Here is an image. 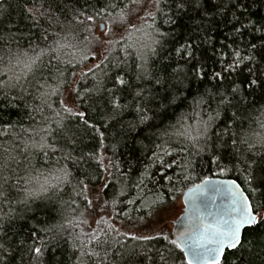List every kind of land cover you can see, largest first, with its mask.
Here are the masks:
<instances>
[{
    "label": "snow or ice",
    "instance_id": "1",
    "mask_svg": "<svg viewBox=\"0 0 264 264\" xmlns=\"http://www.w3.org/2000/svg\"><path fill=\"white\" fill-rule=\"evenodd\" d=\"M80 2L81 0H74V4ZM208 2L209 0H127V4H124L123 0H83V7H68L71 18L65 16L63 20L56 15L55 0H44L39 6L35 2L31 7L27 2L23 4L24 11L29 14L34 25H39L43 18L49 25L55 22L61 31L69 26L93 35L95 30L98 34L93 35V39L98 51L92 52L91 58L100 59L98 63L80 70L79 79L83 80L89 75L93 77L95 82L91 88L67 89L66 100L69 102L60 101L65 115L56 113L59 119L55 121V127L48 123L49 118L43 116V108L39 106L26 113L25 118L32 121V125L27 128L22 121L13 124L3 120L0 115V125L3 128L0 135H8L9 130L15 132L17 128L21 133H31L26 139H21L16 147L22 145L25 151L35 149L42 152L45 164L48 163V150L53 154L61 152L60 158L56 160L59 167L42 184L22 189L24 196L16 201H9L8 196L11 188L19 189V184L8 185L9 177L2 175L7 164L0 165V204L16 203L20 206L18 210L10 209L0 215V264H65L63 254L53 244L57 239L56 225H33L28 228L27 236L21 239H13L9 235L15 227V221L19 219L25 221V224L13 235L23 236L27 223L35 219V216L29 214L38 210V205H33L37 201L52 200L62 184L71 182L72 170L67 163L61 161L70 162L76 168L82 177L76 178V187L80 189L77 195L82 196L95 210L101 204L106 208L109 203L103 197L109 187V177L113 175L112 169L120 171V164L113 157L121 147L132 157L126 161L128 172H120L125 181L136 164L143 165L137 182L132 185L136 188L144 185L145 180L158 182L150 171L153 167H157L160 173L159 182L182 184L191 179L192 160L189 157L192 152H188V156L181 155L188 151L183 141H177V148H170L168 145L174 137L190 141L197 155L205 151L211 152L210 162L217 166L216 174L220 176L231 171L228 164L232 163L235 156L234 152L226 151L229 141L224 136L229 137L233 148L242 144L247 145L249 152L252 151L254 145L246 138L237 140L236 134L230 132V127L235 122L242 124L244 120L250 119L251 111L257 104L260 105L261 115H264V20H252L250 13L245 17L251 4L260 3L261 0H230L232 11L225 21L229 31L224 34V40L220 41H216L212 35L215 28L210 30L207 25L216 23L214 17L221 11L223 0L218 3L213 0L216 12L211 14L205 7ZM2 7L0 4V9ZM117 9L118 17L113 16ZM189 13H196V16ZM185 17L190 24L183 22ZM145 26L147 42L135 52L131 63L129 58L132 54L115 63L104 54L111 51L110 45L116 32L120 35L115 42L122 44L125 36L130 35V30L140 32ZM182 29L187 31L182 32ZM30 35L35 38L28 40L26 49L20 48L19 39L12 36L9 44L14 40L18 49L13 52L11 47L8 48L6 70L0 71V95L12 107L18 106L15 101L23 99L28 93L27 85H31L32 80L26 77L31 75L36 79V74L46 67L43 62L45 53L55 54L58 47L54 45L63 46L58 40L48 43L50 35L56 37L59 33H49L47 28H42L38 36L33 33ZM2 40L4 36L0 35V41ZM37 40L43 42L45 47H41ZM89 58L87 54L82 56V60ZM4 59L0 55V63ZM19 65H23V71L9 75ZM71 75L76 76L75 71ZM13 90H18L17 94L10 96L9 93ZM77 101L80 104L86 101L88 107L81 110ZM181 105L190 107L191 112H182L175 124L161 128L154 123L166 116L169 109ZM2 107L3 104L0 103V108ZM47 107L51 108V105L48 104ZM125 113L133 118L124 120ZM37 117H40L39 121ZM186 120L195 121V126H185ZM217 121L224 125L223 132H213V125ZM36 136H39V140L35 139ZM49 138L51 143L48 142ZM90 140L95 141L91 147ZM65 148L68 150L65 151ZM221 149L224 151L217 155V151ZM236 151L239 149L236 148ZM148 153L150 155H145ZM9 158L15 159L11 156ZM225 159L227 163L222 164ZM85 164L88 167L82 168ZM243 164L246 187H241L235 180L213 183L207 177L193 186L197 191L207 189L210 192L225 193L229 200L228 210L218 218L198 223L191 230L182 231L178 228L172 233V238L162 228L154 235H133L132 239L135 240H163L167 244L163 248H149L142 252L131 249L127 252L125 264H137V258L140 264H222L227 259L226 252L237 249L243 251L246 243H252L246 240V231L261 229L264 234V155L255 158L248 156L243 159ZM235 167L233 164V168ZM31 171L38 169L33 166ZM18 179L25 184H33L30 176ZM94 182L99 184V189L93 192L90 199L86 193L89 185ZM209 185L212 186L209 188ZM171 190L170 188L169 191ZM118 195H123V191ZM133 202L128 200L129 204ZM112 204H116V199L112 200ZM13 212L16 213L15 216L12 215ZM96 223L106 221L101 215ZM111 230H114L113 226L109 225L108 230H93L91 235L85 233L88 243L93 245L91 249L86 250L84 241L79 237L73 241V255L79 252V256H76L78 264H85V257L88 264H105L108 261L106 245ZM98 232L105 239L102 240ZM240 260H243V255Z\"/></svg>",
    "mask_w": 264,
    "mask_h": 264
},
{
    "label": "trees",
    "instance_id": "2",
    "mask_svg": "<svg viewBox=\"0 0 264 264\" xmlns=\"http://www.w3.org/2000/svg\"><path fill=\"white\" fill-rule=\"evenodd\" d=\"M25 2L31 7L33 2L39 6L44 0H0V4L3 5L2 9H0V35L4 36V40L0 41V55L5 57L4 62L0 63V71L6 70V53L8 52V48L11 47L13 52H16L18 49V45L14 40L9 44V40L12 36L19 39L20 48L26 49L28 47V40L35 38L31 36L30 33L38 36L42 28H47L49 33H59L56 37L50 35L48 43L51 44L53 40H58L60 45L63 46L54 45L58 47L55 54L51 52L45 53L43 62L46 67L43 68L42 72L36 74V79H33L31 75L26 77V79L32 80V84L27 85L28 93L23 96V99L15 101V104L18 106H9V102L0 95V103L3 104V107L0 108V115H2L3 120L13 124H16L17 121H22L27 128L32 125V121L25 118L26 113L31 111L33 107L39 106L43 108V116L49 118L48 123L52 127H55V121L59 119L56 113L60 112L61 116L65 115L62 112L60 101L65 100L67 89L69 87L75 89L91 88L95 82L91 75L83 80L79 79V77L81 68L86 69L97 61V58H91V53L98 51L97 43L93 39V35L98 33L94 30L93 35H89L79 29H72L69 26H65L64 30L61 31L60 27L55 22L49 25L43 18L40 19L39 25H34L29 14L24 11L23 4ZM215 2L218 3L219 0H215ZM123 3L127 4V0H123ZM55 5H58V7H55ZM55 5L54 10L56 11V15L63 20L65 16L71 18V12L68 10V7H83V0H81L80 4H74V0H55ZM45 7H47V3H45ZM205 7L209 10L210 14L216 12V9L213 7V0H209V2L205 4ZM231 11L230 0H223L221 11L214 17L216 23L207 25L210 30L215 28L212 35L216 41L224 40V34L229 31V27L226 25L225 21L227 17L231 15ZM249 13L251 14V19L254 21L264 20V0H261L260 3L251 4L249 12L245 13V17H247ZM189 15L196 16V13H189ZM113 16H119V9L113 12ZM183 22L185 24L191 23L187 20V17L184 18ZM159 23L160 21L158 19L157 24ZM181 31H187V29H182ZM86 36L87 39H85ZM139 37L138 35H126L122 44L116 43L115 41L119 40V37H115L113 43L110 45L111 51H106L105 55L109 56L111 61L115 63L123 59L126 55L132 54L129 58V63H131L135 52L140 48L138 46ZM140 38L142 39V37ZM36 42L40 43L41 47H45L43 42L39 40ZM217 47H219V44H217ZM37 51H39V49H37ZM85 54L89 55L90 58L88 60H82V56ZM22 71L23 65H19L14 67L12 73H9V75L20 74ZM72 71H75L76 76L71 75ZM61 73H63V75H61ZM4 78L6 79L7 77ZM17 91L18 90H13L9 95H16ZM41 93H45L46 95L42 96ZM81 94L83 95L84 93L82 92ZM48 104L51 105V108L47 107ZM77 105L81 110L88 107L86 101L84 104H80V102L77 101ZM259 109L260 105H255L251 111L250 119L244 120L242 124L240 122H235L230 127V132L236 134L237 140L246 138L254 145L251 152L247 150V145L242 144L236 146V148L239 149V151H236V148L231 146L229 137L224 136V139L229 141L226 151L234 152L235 156L232 163L228 164L231 171H228L221 177L234 178L243 187H246L244 184L246 172L244 171L243 159L248 156H253V158H255L256 156L264 155V138L260 136L264 115H261ZM182 112L190 113L191 108L186 105H181L178 108L169 109L166 116L157 119L154 123L161 128L168 124H175L177 117ZM90 114L95 115L93 113ZM132 118L133 116L128 113H125L123 116L124 120ZM39 119L40 117H37L38 121ZM188 124L195 126V121L186 120L185 126ZM223 128L224 125L221 121H217L216 124L213 125L212 130L213 132H223ZM0 131H3L2 125H0ZM17 133H19V135H17ZM28 135H31V133H21L19 128H17L15 132L9 130L8 135H0V165L7 164V168L3 171L2 175L9 177L8 185L19 184V189L11 188L8 196L9 201H16L22 198L24 196L22 189L26 187H36L42 184L45 178L49 177V174L53 172L55 168L59 167V165L56 164V160L61 156V152L59 151L53 154L51 150H48V163L45 164L42 152L35 149H28L25 151L22 145L19 148L16 147V145L20 143V140L26 139ZM35 139L39 140V136H36ZM177 141H183L184 146L188 149V151L181 155L188 156V152H192V155L189 157V159L192 160L190 180L182 184L159 182L160 173L157 167H153L150 171L154 174L158 182L153 183L151 180H145L144 185L136 188L132 185L134 182H137L139 172L143 170V165L136 164L135 169L129 174L125 181L124 177L120 175V172H128L126 161L132 159V157L121 147L117 151L116 156L113 157V159L120 164V171L117 172L115 169H112L113 175L109 177V187L105 190L106 195L103 197V199L107 200L109 203L106 208L101 204L100 209L95 212V210L84 201L82 196L77 195L80 189L76 187V178L82 177L79 176L76 168H74L70 162L61 161V163H67L70 170H72L73 178L71 182L62 184L58 193L52 200L43 202L37 201L36 204L33 205V207L38 205V210L35 213L29 214V216H35V219L27 223V226L23 230V236L13 235L18 232L21 225L25 224V221L19 219L15 221V227L9 235L13 239H21L27 236L28 228L33 225H37L38 227H51L56 225L58 227L57 239L53 241V244L58 247L59 253L63 254L62 258L65 264H78L76 256H79V252H76L75 256L73 255L75 251L73 248V241L76 240L77 237L84 241L86 250L91 249L93 245L88 243V236L84 234L87 233L91 235L93 230H108L109 225H112L114 230L109 231V236L107 237L108 243L106 247L109 258L105 264H125L127 252L131 249L142 252L149 248H163L164 245L167 244L166 241L135 240L132 239V236L140 234L134 232L130 233L127 230L133 229L135 226H138L142 222L158 214L160 210L174 203L182 196L187 188L202 181L205 177L220 176L216 174L218 173L217 166L210 162L211 152L205 151L201 152L199 155L195 154L191 142L185 140L183 137H174L173 141L168 146L172 149L177 148ZM48 142H52L51 138L48 139ZM93 143H95V141L90 140L89 147H91ZM62 144L63 142L61 141V145ZM61 145H57V147ZM67 150L68 149L65 148V151ZM221 151L224 150H218L216 154L219 155ZM108 154L111 155L110 152ZM137 155H139V153H137ZM145 155H150V153ZM173 155L175 157V152ZM10 156L15 157V159H10ZM29 161H31V163H29ZM221 163H227V159L223 160ZM233 164L236 165L235 168H233ZM33 166L38 169V171H31ZM81 167L87 168L88 165L85 164ZM175 171H179V169H175ZM169 174H171V172H169ZM29 176L33 179L32 185L25 184L22 180L18 179L21 177L27 178ZM52 182L55 183V181ZM100 183H102V181H100ZM122 185H124L123 188ZM93 188L99 189V184L94 182L89 185L86 194L90 199L91 189ZM170 188L172 189L171 191H169ZM121 191H123V195H118ZM113 199H116L115 205L112 204ZM128 200H133L134 202L129 204ZM260 202L261 201H257V203ZM19 207L20 206L16 203L0 204V209H2L0 215L9 212L10 209L18 210ZM97 213L103 216V220L106 221V223H96V221L101 219V215H97ZM12 215L15 216L16 213L13 212ZM84 221H87V223H84ZM37 222L39 223L37 224ZM98 235H100L102 240L105 239L102 233L98 232ZM245 237L247 241H251L252 243H246L243 251L237 249L226 252L225 256L227 259L222 261V264H264V234H262V230L254 229L246 231ZM117 253L121 255H117ZM241 255H243L242 261L240 260ZM101 256H103V252H101ZM84 259L85 264H88L87 258L85 257ZM137 264H140L138 258Z\"/></svg>",
    "mask_w": 264,
    "mask_h": 264
},
{
    "label": "water",
    "instance_id": "3",
    "mask_svg": "<svg viewBox=\"0 0 264 264\" xmlns=\"http://www.w3.org/2000/svg\"><path fill=\"white\" fill-rule=\"evenodd\" d=\"M207 178L213 183L235 180L241 187H243L236 179L231 177L211 176ZM200 183L201 181L196 184ZM193 186L194 185L187 188L182 195L184 210L173 222L174 227L172 233L178 228L182 231L191 230L195 228L198 223L218 218L221 213L229 208V200L225 193L210 192L207 189L197 191ZM211 186L212 185H209V188ZM189 189L192 191H189Z\"/></svg>",
    "mask_w": 264,
    "mask_h": 264
},
{
    "label": "rangeland",
    "instance_id": "4",
    "mask_svg": "<svg viewBox=\"0 0 264 264\" xmlns=\"http://www.w3.org/2000/svg\"><path fill=\"white\" fill-rule=\"evenodd\" d=\"M148 23H151V21H148ZM139 26V25H138ZM147 31L146 26L143 28L142 31L137 32L135 30H131V35H138V37H142V39L138 38V46L140 47L142 44L147 42V37L144 34ZM119 32H116L113 39L115 37H119ZM105 54V53H104ZM100 57H97V62H99ZM67 97V94H66ZM66 100V98H65ZM66 102H69L66 100ZM264 125V118H263V124ZM260 136L264 138V126H262ZM98 189H91V198L93 192L97 191ZM94 203H100L99 201H94ZM100 209V206L95 209V212H97ZM184 210V204L182 202V196H180L174 203L168 205L167 207H164L162 210L158 212L155 216L151 217L150 219L142 222L138 226H135L133 229H129L130 233L134 232L136 234H155L157 230L163 229L164 233L169 235L172 238V229L174 227V221L178 218V216L183 212Z\"/></svg>",
    "mask_w": 264,
    "mask_h": 264
}]
</instances>
